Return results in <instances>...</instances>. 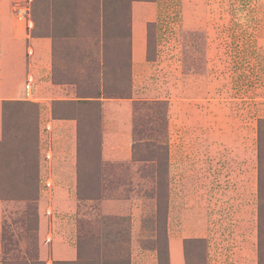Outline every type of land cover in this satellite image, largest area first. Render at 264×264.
Here are the masks:
<instances>
[{"label": "rangeland", "instance_id": "374dc122", "mask_svg": "<svg viewBox=\"0 0 264 264\" xmlns=\"http://www.w3.org/2000/svg\"><path fill=\"white\" fill-rule=\"evenodd\" d=\"M4 41L0 264H264V0H0Z\"/></svg>", "mask_w": 264, "mask_h": 264}, {"label": "crops", "instance_id": "0c3cea01", "mask_svg": "<svg viewBox=\"0 0 264 264\" xmlns=\"http://www.w3.org/2000/svg\"><path fill=\"white\" fill-rule=\"evenodd\" d=\"M150 15V13H149ZM143 25V23H141ZM134 30H133V39H132V53L134 56ZM143 37V36H142ZM27 43V41H25ZM28 43L30 45H32V47H34V49H32V54L33 52H35V55L40 58L42 57V59L40 61L44 62L41 63L43 64V69H41L42 74L45 75V77L48 78V74L50 73V70L48 69V65L50 62V56L48 55V51H50V45H49V41L48 40H42V39H36V38H32L30 39V41H28ZM9 45V46H8ZM15 43L12 41L11 45L8 42H1L0 43V56H7L8 52L7 50H9V47H14ZM141 46V51H140V55L144 49V44H143V39L140 43ZM6 54V55H5ZM139 55V56H140ZM34 59V57L32 58ZM35 61V59H34ZM35 65V63H34ZM48 72H47V70ZM40 72V73H41ZM37 80L34 81L35 83V88L37 87ZM60 90V93L62 94V96H64L66 100H75L77 98L73 97L71 98V94L65 95L64 93V89H62L60 86L58 87ZM67 88V87H65ZM36 91V90H35ZM68 92V90H66ZM65 91V92H66ZM17 95H21L20 91H14V89L11 88V86H9V83H6L5 79L3 81L0 82V139L2 137V132H1V115H2V102L3 101H7V100H15V99H19L17 98ZM39 105H48V109L45 110L47 111L46 114L41 115V119L43 120L44 124L47 125L50 129H51V133L50 137H58L60 138L61 136L65 137L66 141H65V149L61 150V154H59V151L56 150L55 155L56 157H54L53 155V150L50 149L48 153H51V155H53L51 157V159L53 160V163H51V167H50V171L52 173H60V168H56V166H60L61 170L63 172V178L60 181L61 183L64 184L65 188H69L72 190L73 187V165H74V155H73V149H74V140H75V135H76V121L73 118H69V119H65V120H55L52 118L51 116V110L49 109V103H36ZM109 104V103H107ZM48 134V135H49ZM47 136V142H48V138H50ZM50 146V145H48ZM62 163V164H61ZM56 165V166H55ZM56 170H55V168ZM53 168V169H52ZM65 171L68 172L67 175H65ZM180 240V239H179ZM179 240L175 237H172L168 240V264H184V258H183V254H182V246L181 243L179 242ZM55 254V253H54ZM59 254V253H57ZM56 254V255H57ZM65 255V257H67L68 259H72L74 258V252L72 250L70 251H66L63 253ZM153 256V257H152ZM135 261V264H158L157 259L155 257V255L151 254V260H147L146 257L144 256H136L135 259L132 260L131 264H134L133 262Z\"/></svg>", "mask_w": 264, "mask_h": 264}, {"label": "built area", "instance_id": "2783aa9c", "mask_svg": "<svg viewBox=\"0 0 264 264\" xmlns=\"http://www.w3.org/2000/svg\"><path fill=\"white\" fill-rule=\"evenodd\" d=\"M32 82H33V78L31 76H28V78H27V85H26V91H27L28 94L30 92L29 87H30V85H31ZM46 129H49V127L47 125H46ZM45 158L46 159H49L50 158V154L49 153H46L45 154Z\"/></svg>", "mask_w": 264, "mask_h": 264}, {"label": "trees", "instance_id": "16d2710c", "mask_svg": "<svg viewBox=\"0 0 264 264\" xmlns=\"http://www.w3.org/2000/svg\"><path fill=\"white\" fill-rule=\"evenodd\" d=\"M5 102H9V101H3V104H4ZM80 102L90 103L91 101L85 100V101H80ZM53 119H55V118H53ZM166 264H168V255H167V253H166Z\"/></svg>", "mask_w": 264, "mask_h": 264}, {"label": "bare ground", "instance_id": "6f19581e", "mask_svg": "<svg viewBox=\"0 0 264 264\" xmlns=\"http://www.w3.org/2000/svg\"><path fill=\"white\" fill-rule=\"evenodd\" d=\"M135 14H136V13H135ZM141 17H142V18L137 17V18H138L137 20H138L139 22H140L141 20H143L145 16H141ZM135 18H136V17H135ZM145 18H146V17H145ZM137 20H136V21H137ZM22 23H23V21H22ZM142 26H143V25H142ZM140 27H141V26H140ZM135 28H138V30H139V26L136 25V24H135Z\"/></svg>", "mask_w": 264, "mask_h": 264}]
</instances>
